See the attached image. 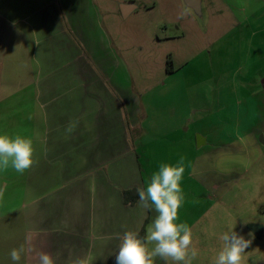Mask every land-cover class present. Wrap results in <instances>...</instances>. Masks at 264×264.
I'll use <instances>...</instances> for the list:
<instances>
[{
  "label": "rangeland",
  "instance_id": "374dc122",
  "mask_svg": "<svg viewBox=\"0 0 264 264\" xmlns=\"http://www.w3.org/2000/svg\"><path fill=\"white\" fill-rule=\"evenodd\" d=\"M89 1L99 17L89 35H95L100 53L96 58L88 45L83 51L67 32L76 41L70 56L87 61L90 99L103 90L112 93L116 117L134 125L131 142L143 184L161 163L175 165L183 158L177 223L192 231L189 255L194 247L197 256L190 264H214L219 237L229 229L251 240L242 264H264V0H202L201 16L182 0ZM121 3L136 8L123 18ZM40 21L39 16L27 20L36 27L31 31L35 67L48 74L55 93H77L71 57L47 41L46 32L52 36L53 31H42ZM100 58L110 66H95ZM19 60H26L24 52ZM13 95L1 101L0 133L40 145L34 133L42 125L35 89L25 85ZM59 102L53 100L50 109ZM83 104L86 110L94 107L92 101ZM22 186V181H6L4 189L0 184V264H25L23 214L6 213L19 204L16 192ZM252 224L262 225L260 237ZM21 246L20 261H12L11 250Z\"/></svg>",
  "mask_w": 264,
  "mask_h": 264
},
{
  "label": "crops",
  "instance_id": "0c3cea01",
  "mask_svg": "<svg viewBox=\"0 0 264 264\" xmlns=\"http://www.w3.org/2000/svg\"><path fill=\"white\" fill-rule=\"evenodd\" d=\"M90 4L89 0H0V104L25 85L32 86L42 122L39 130L34 131L40 137V145L33 142L31 168L23 174L10 167L0 170L3 189L6 181L23 182L16 192L18 206L15 204L6 213L19 210L23 214L25 264H39L34 255L37 251L50 254L53 264H73L77 259L84 264H116L123 232H137L143 239L156 215L154 210L141 205L139 196L135 200L134 194L129 195L132 202H125L123 197L125 190L147 186L143 184L142 164L131 142L130 133L137 132L134 125L123 124L116 117L117 102L112 93L105 94L103 90L104 93H95L94 101L90 99L85 82L87 61L70 56L76 41L83 51L88 49L87 45L93 49L96 58L100 53L95 35H89L99 18ZM33 16L41 19L42 31H53L52 36L46 32L47 41L52 39L57 51L71 57L77 93L66 94L64 89L55 93L58 90L49 82L48 74L35 67L37 51L32 47L31 31H36V27L27 22ZM67 32L76 41L68 38ZM45 51L47 54L48 47ZM23 52L26 60L20 61ZM94 63L99 69L110 66L101 58ZM70 89L74 88L66 90ZM56 99L60 100L58 109L51 110ZM91 101L94 107L86 110L83 103ZM105 102L110 103V108L104 107ZM86 111L88 120L83 118ZM153 264L166 261L156 257Z\"/></svg>",
  "mask_w": 264,
  "mask_h": 264
},
{
  "label": "clouds",
  "instance_id": "9594fccd",
  "mask_svg": "<svg viewBox=\"0 0 264 264\" xmlns=\"http://www.w3.org/2000/svg\"><path fill=\"white\" fill-rule=\"evenodd\" d=\"M71 131V129H69ZM32 141L22 135L0 133V170L9 167L23 174L33 164ZM185 168L183 158L177 164L161 163L157 171L151 174L146 188H138V196L144 208L156 213L153 221L146 228L142 239L137 232L126 230L119 237L118 250L115 255L116 264H153L154 258L173 264H190L197 256L192 247V231L187 223H177L178 210L183 203L181 181ZM220 249L214 257V264H242V254L249 248L250 239L229 229L219 237ZM23 246L13 248L11 260L19 262ZM39 264H53V259L45 251L34 252ZM73 264H84L80 259Z\"/></svg>",
  "mask_w": 264,
  "mask_h": 264
},
{
  "label": "water",
  "instance_id": "95a60500",
  "mask_svg": "<svg viewBox=\"0 0 264 264\" xmlns=\"http://www.w3.org/2000/svg\"><path fill=\"white\" fill-rule=\"evenodd\" d=\"M182 3L189 9L193 11V13L197 16H201L202 14V0H182ZM136 6L132 3H121L119 5V9L123 18L127 17L129 13L134 10ZM197 146L200 145V139H197ZM251 231L257 236L260 237L262 233V225L261 224H252L250 225Z\"/></svg>",
  "mask_w": 264,
  "mask_h": 264
},
{
  "label": "trees",
  "instance_id": "16d2710c",
  "mask_svg": "<svg viewBox=\"0 0 264 264\" xmlns=\"http://www.w3.org/2000/svg\"><path fill=\"white\" fill-rule=\"evenodd\" d=\"M131 194H134V199L135 200L138 198V192H137V189L136 188H133L131 190H125V191H123V197H124V201L125 202L126 201H129V202H132L133 201V199L132 200H129L128 199V196L131 195ZM126 197H127V200H126ZM142 231H143V229L141 230V234H142Z\"/></svg>",
  "mask_w": 264,
  "mask_h": 264
}]
</instances>
